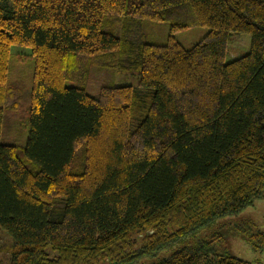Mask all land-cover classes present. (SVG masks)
Returning <instances> with one entry per match:
<instances>
[{
	"label": "trees",
	"instance_id": "obj_1",
	"mask_svg": "<svg viewBox=\"0 0 264 264\" xmlns=\"http://www.w3.org/2000/svg\"><path fill=\"white\" fill-rule=\"evenodd\" d=\"M165 23L166 43H148L149 25ZM194 27L209 33L186 49L174 35ZM233 34L250 35L251 50L228 63ZM14 46L35 61L25 148L2 143L21 95ZM92 68L140 85L92 97ZM258 200L264 0H0L4 264H137ZM232 228L264 250L253 221ZM223 242L216 233L154 264H253L219 254Z\"/></svg>",
	"mask_w": 264,
	"mask_h": 264
},
{
	"label": "rangeland",
	"instance_id": "obj_2",
	"mask_svg": "<svg viewBox=\"0 0 264 264\" xmlns=\"http://www.w3.org/2000/svg\"><path fill=\"white\" fill-rule=\"evenodd\" d=\"M170 24H150L148 27V43L164 44L168 40ZM209 33L208 29L194 27L189 30L174 35L176 40L186 49H191ZM251 36L246 34H233L231 36L227 62L235 61L248 54L251 50ZM35 61L32 57V51L29 48L14 46L12 48V58L10 63L9 81L12 86L21 87L20 97L18 99V109L8 110L4 116L2 126V143L17 144L25 148L29 137L30 129L27 121L29 117V93L33 86V75ZM140 80L137 76L125 73H118L113 70H101L92 68L85 82V89L92 97H98L104 87H124L132 86L138 88ZM68 87L75 86L68 81ZM14 100L11 101V103ZM9 104V103H8ZM253 221L259 230L264 232V200L256 201L255 205L242 211L235 216H229L217 220L212 226L200 231L197 235L191 236L182 244L183 246L194 245L197 241L209 238L211 235L219 233L224 237V242L219 244L217 251L221 255H230L253 264H264V250H257L249 243L246 237L233 230V225L242 221ZM11 239L0 231V245L9 244ZM182 245H177L169 250H165L155 257L147 258L137 264H154L162 259L170 257ZM9 254L0 255V262L6 263Z\"/></svg>",
	"mask_w": 264,
	"mask_h": 264
}]
</instances>
